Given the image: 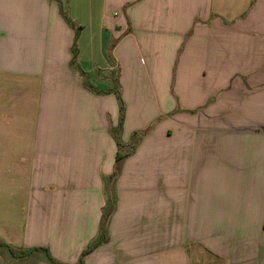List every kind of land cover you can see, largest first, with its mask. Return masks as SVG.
Returning <instances> with one entry per match:
<instances>
[{
	"label": "crops",
	"instance_id": "1",
	"mask_svg": "<svg viewBox=\"0 0 264 264\" xmlns=\"http://www.w3.org/2000/svg\"><path fill=\"white\" fill-rule=\"evenodd\" d=\"M104 234L83 264H264V0H0V241Z\"/></svg>",
	"mask_w": 264,
	"mask_h": 264
},
{
	"label": "trees",
	"instance_id": "2",
	"mask_svg": "<svg viewBox=\"0 0 264 264\" xmlns=\"http://www.w3.org/2000/svg\"><path fill=\"white\" fill-rule=\"evenodd\" d=\"M127 155L128 154H125L121 151H118V154H117L118 163H120V161H122ZM113 208H114V200L111 197L108 200V206H107L108 215L113 211ZM105 231H106V229H104V233H105ZM105 241H106V235L105 234L102 237H98L82 254V260H81L80 264L84 263V256L91 253L97 246L104 243ZM0 248L5 249L6 251H8V253L10 255H12L13 257L19 258V259L31 256L36 252H42L44 254L46 260L50 264H61L60 262L56 261V259H54V257L52 256V254L50 253V251L47 248L22 249V248H16V247L10 246V245L2 242V241H0Z\"/></svg>",
	"mask_w": 264,
	"mask_h": 264
},
{
	"label": "rangeland",
	"instance_id": "3",
	"mask_svg": "<svg viewBox=\"0 0 264 264\" xmlns=\"http://www.w3.org/2000/svg\"><path fill=\"white\" fill-rule=\"evenodd\" d=\"M168 73H169V72H166V76H167ZM169 80H170V82H171L172 77H170ZM117 89H118V91H117V96H118V98H120V100H121L120 103H119V105H120V109H121V121H122V122H121V124L119 125L120 128H118V131H117V132H118V137H120V136H119V133H121L122 130H124V129H123V119H124L125 104H124V101H123V98H122V90L119 89V86H118ZM136 139H138L136 135H134V137L131 138L132 142L135 141ZM131 140H130V141H131ZM129 145H132V144H129ZM120 147H121V146H120ZM127 148H128V147H127ZM120 150H121L123 153L126 152V151L123 150V148H120ZM125 150H126V148H125ZM110 198H111V197H110ZM112 199H113V197H112ZM108 221H109V218L107 219L106 225L108 224ZM101 237H102V236H101ZM93 242H94V241H92V242L88 245V247H89ZM88 247H87V248H88ZM87 248H86V249H87ZM86 249H85V250H86ZM85 250L83 251V253L85 252ZM83 253H82V254H83ZM84 257H85V256H84ZM81 260H82V255L80 256V258L78 259V261H77L75 264H80V263H81Z\"/></svg>",
	"mask_w": 264,
	"mask_h": 264
},
{
	"label": "water",
	"instance_id": "4",
	"mask_svg": "<svg viewBox=\"0 0 264 264\" xmlns=\"http://www.w3.org/2000/svg\"><path fill=\"white\" fill-rule=\"evenodd\" d=\"M117 173H118V171H117ZM114 180H115V178L112 180L111 187H113Z\"/></svg>",
	"mask_w": 264,
	"mask_h": 264
}]
</instances>
